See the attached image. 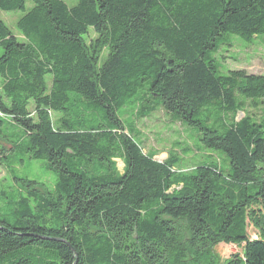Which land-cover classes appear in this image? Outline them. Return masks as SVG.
I'll return each instance as SVG.
<instances>
[{
    "label": "trees",
    "instance_id": "trees-1",
    "mask_svg": "<svg viewBox=\"0 0 264 264\" xmlns=\"http://www.w3.org/2000/svg\"><path fill=\"white\" fill-rule=\"evenodd\" d=\"M27 1L0 0L23 12L22 41L0 19V139L57 181L21 180L34 206L0 216V264H264V119L236 118L264 101V75L221 74L214 57L230 35L264 45V0ZM132 102L193 128L220 164L144 154L119 113ZM219 242L242 252L220 262Z\"/></svg>",
    "mask_w": 264,
    "mask_h": 264
},
{
    "label": "rangeland",
    "instance_id": "rangeland-1",
    "mask_svg": "<svg viewBox=\"0 0 264 264\" xmlns=\"http://www.w3.org/2000/svg\"><path fill=\"white\" fill-rule=\"evenodd\" d=\"M62 1L71 6L77 0ZM31 6L32 3L28 0L25 4L26 9ZM22 13L19 10H0V19L18 41H22V36L16 28V22L22 16ZM96 39L97 34L90 29L85 36L86 43L92 45ZM225 40L229 44L220 46L217 54L214 55L219 73L224 74L229 70L244 69L248 73L264 75V45L259 39L253 38L247 42L236 35H230ZM107 54V46L100 48L98 52L99 62H103ZM1 83L2 80L0 78V92ZM47 83L49 84V78H47ZM261 102L253 107L247 101L244 112L239 111L237 114V120L244 117V115L255 122L264 119V101ZM138 103L126 104L119 113H122L121 119L125 125L128 123L132 124L134 130L132 135L140 143L144 154H152L153 159L159 162L166 160L169 156L176 157L178 162L174 168L179 172L191 171L199 162H217L220 164L222 155L202 146L193 128H189L174 120L170 114L160 107L149 112L147 116L138 117L140 115L139 110H141ZM28 108L30 111L33 110L32 102ZM50 115L55 126L60 124L61 119L68 117L65 114L54 112H51ZM1 146H3L4 151L0 150L3 153L0 154V216L10 217L20 198H27L29 205L31 207L34 206L32 200L26 195V187L21 184V180L34 181L36 188L40 192L47 193L53 191L57 177L48 169L44 161L31 160L17 150L11 152L9 143L2 139H0V148ZM113 161L115 162L114 169L121 174L124 170L123 158H114ZM87 171L92 174L98 173L95 166H89ZM177 189L178 187H172L171 191ZM249 234L255 236L257 231L251 227L249 228ZM212 251L217 260L224 262L231 253H241L242 247L237 244L219 242L212 247Z\"/></svg>",
    "mask_w": 264,
    "mask_h": 264
},
{
    "label": "built area",
    "instance_id": "built-area-1",
    "mask_svg": "<svg viewBox=\"0 0 264 264\" xmlns=\"http://www.w3.org/2000/svg\"><path fill=\"white\" fill-rule=\"evenodd\" d=\"M252 238L255 239L256 238V235L255 236H252Z\"/></svg>",
    "mask_w": 264,
    "mask_h": 264
}]
</instances>
